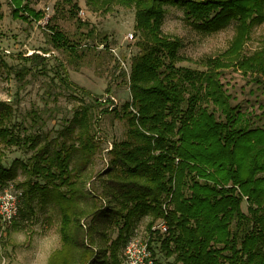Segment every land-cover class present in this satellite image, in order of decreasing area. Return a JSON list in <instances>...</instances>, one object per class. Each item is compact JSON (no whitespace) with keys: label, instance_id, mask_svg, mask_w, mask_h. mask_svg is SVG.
Masks as SVG:
<instances>
[{"label":"trees","instance_id":"16d2710c","mask_svg":"<svg viewBox=\"0 0 264 264\" xmlns=\"http://www.w3.org/2000/svg\"><path fill=\"white\" fill-rule=\"evenodd\" d=\"M85 2L93 13L110 14L115 7L135 10L141 52L130 64V101L118 112L113 100L103 102L70 83L68 76L61 77L63 84L91 102L79 107L55 144L41 145L37 136L27 138L26 144L35 152L31 165L15 160L11 167L4 166L0 149V185L15 180L18 167L28 177L46 182L25 183L30 211L34 192L46 194L48 185H53L62 246L50 264H124L121 251L134 223L144 217L151 219L149 229L160 219L166 221L168 233L152 236L150 244L156 242L177 264H264V129L244 124L219 82L220 71L233 66L264 79V49L242 57L252 31L264 24V0ZM11 4L15 19L38 22L43 18L26 0H11ZM166 6L182 10L187 24L205 35L235 23L233 39L222 58L202 63L206 72L178 66L185 62L179 54L182 43L162 31ZM51 40L55 48L75 55L74 45L62 33L55 31ZM36 59L45 60L35 56L28 62ZM28 72L23 69L19 77L24 80ZM210 101L221 109L225 120L208 109ZM55 110L45 104L40 112L31 111V127H44ZM98 111L116 113L127 123L125 139L112 144L108 168L98 175L107 178L102 180L103 197L83 187L84 180L92 179L86 173L101 150L94 133ZM46 114L49 117L43 119ZM12 115V107L0 102V143L6 146L20 142L8 127ZM104 197L118 206L114 215L112 209L105 212L97 206ZM245 202L247 212L242 209ZM19 214L26 216L22 211ZM115 215L121 221H115L117 238L102 235L103 242H99L100 226H107ZM89 218L92 221L86 227L82 221Z\"/></svg>","mask_w":264,"mask_h":264},{"label":"rangeland","instance_id":"374dc122","mask_svg":"<svg viewBox=\"0 0 264 264\" xmlns=\"http://www.w3.org/2000/svg\"><path fill=\"white\" fill-rule=\"evenodd\" d=\"M26 1L34 11L42 14L47 13L50 8V19L47 23L44 18L38 22L15 19L12 16L11 0H0V15L3 17L0 21V102L12 107L13 115L8 127L13 135L20 139L16 146L0 143V149L4 152L3 165L6 167H11L15 160L24 164L30 162L35 154L29 144H26L30 136L40 137L41 145L55 144L59 132L72 120L79 107L91 102V98L82 92L63 84L61 77L68 76L70 83L88 91L99 100L108 96L114 97L120 112L122 106L131 99L129 77L125 68L129 70L128 64L141 52V37L134 28V9L115 7L112 13L101 14L91 12L85 0ZM165 9L162 31L166 36L182 43L179 54L185 62L178 66L206 72L207 69L202 63L207 59L222 58L233 39L235 23L221 32L205 35L187 24L182 10L172 6H166ZM77 21L88 26L82 27ZM55 31L62 33L69 43L74 45L75 55L55 48L51 40ZM91 31L94 32L89 34ZM130 35H133L132 41L128 40ZM262 49L264 24L254 28L242 57H250ZM35 56L45 60L28 62V59ZM25 68L29 69V72L22 80L19 73ZM219 82L224 95L229 97L230 107L235 109V113H239L244 124L250 129H264V79L252 73H244L237 66H233L220 71ZM23 83L26 84L21 88ZM45 104H48V108L56 110L52 117L47 119L44 127L32 128L29 113L33 110L40 112ZM206 106L218 119L225 120L221 109L212 101ZM48 117L46 114L43 119ZM126 132L127 123L116 117V113H95L94 133L100 142L101 150L86 173L92 179L83 181L87 192L97 197L104 196H101L105 187L102 180L106 181L107 178L101 179L98 175L108 168L111 159L108 151L111 150L112 144L124 140ZM28 181L39 185L46 183L41 177H28L20 167L17 178L9 182L21 193L20 211L26 216L19 214L11 226L0 232V264H22V259H27L26 254L31 249L32 238L38 232L55 226L60 234L61 215L53 201V185H48L50 190L46 194H42L41 190L34 192L30 211L26 206L28 195L25 194V183ZM6 185H0V191ZM107 193L111 194L109 191ZM110 202V199L104 197L97 201V206L105 209V212L112 209L114 215L118 206ZM247 208V203H243L244 212H247ZM118 219L115 215V219L107 226H100L97 235L99 242H103L102 235L111 240L117 238L119 228L115 221ZM91 221L89 218L82 223L89 227ZM118 221L121 223L120 219ZM150 221V217L136 221L131 228L130 238L135 236L146 241L152 233L151 227L147 228ZM153 238H156V234ZM61 246L62 242L57 250ZM157 246L156 242L152 245L156 264H177L174 257L168 258Z\"/></svg>","mask_w":264,"mask_h":264},{"label":"built area","instance_id":"2783aa9c","mask_svg":"<svg viewBox=\"0 0 264 264\" xmlns=\"http://www.w3.org/2000/svg\"><path fill=\"white\" fill-rule=\"evenodd\" d=\"M49 12L50 8L47 9V13H43L45 14L43 15L45 23H47V21L50 19ZM128 40L132 41L133 35H130ZM128 65L129 70L127 68L125 69L126 72H128L129 77L130 64ZM109 99L116 102V99L112 96H108L106 99L100 100L105 102ZM20 196L21 193L18 192L12 183H8L0 191V220L2 225L1 232H4L5 229L11 226L14 220L18 217L20 212ZM151 232L152 233L149 234V238H147L146 241L136 238L135 236L128 240L122 252L124 264H156V260L154 259V250L152 248L153 243L150 244V239H152L151 237L155 234L165 235L168 233V225L166 221L164 219L156 221L151 227Z\"/></svg>","mask_w":264,"mask_h":264},{"label":"clouds","instance_id":"9594fccd","mask_svg":"<svg viewBox=\"0 0 264 264\" xmlns=\"http://www.w3.org/2000/svg\"><path fill=\"white\" fill-rule=\"evenodd\" d=\"M18 235V234H14ZM26 239V238H25ZM23 243V241H21ZM61 236L55 226L38 232L32 238L30 251L26 254L27 259H22V264H50L51 258L60 246Z\"/></svg>","mask_w":264,"mask_h":264}]
</instances>
